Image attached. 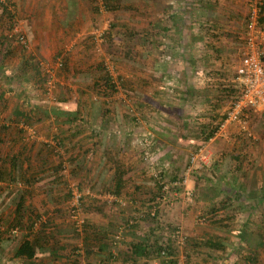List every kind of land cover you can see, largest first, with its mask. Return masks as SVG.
I'll use <instances>...</instances> for the list:
<instances>
[{
	"label": "rangeland",
	"instance_id": "1",
	"mask_svg": "<svg viewBox=\"0 0 264 264\" xmlns=\"http://www.w3.org/2000/svg\"><path fill=\"white\" fill-rule=\"evenodd\" d=\"M0 1H6L8 9H12L14 12L16 23H18L14 26V31L16 29L18 33L22 32L21 35L28 44L27 51H20V53H26L25 55L31 53L34 56L29 71L26 73L25 70L22 71L23 66L19 54L3 56L8 47L7 40L0 45V113L3 112L5 115L8 113L12 116V105L21 104L23 99L22 109L30 111L29 113L32 112L29 120L32 122L31 126L36 128L37 133L34 139L31 138L32 140L30 139L27 142L26 148H30L29 152H31L39 146L35 143L41 141L45 150L43 157L52 158L51 163L53 164H57L59 161L63 162V165L66 166V172L61 175L64 178L60 176L59 183L65 181L63 182L65 186H62L63 190L60 187V192H68L69 183L81 184L79 189L83 197H80L79 200L81 204L80 213L85 222L88 221V213L98 214L100 210L102 213L103 211L105 213L111 211L124 213L127 215V219L131 217L138 219L137 223L130 219L128 225L139 223L138 225L148 226L150 223L156 234L161 237L159 239L161 243L167 241L169 237L174 240L173 235H176L175 228L177 227L180 231L179 235L183 234L186 237V240L182 243H176L175 240L173 242L177 251L172 259H177L178 264H249L244 258L249 250L245 247L246 242L240 241L238 233L243 224L248 222L246 226L248 230L256 231L261 226L264 234V199L260 203L259 198L256 197L263 190L264 185V110H248L245 123L232 122L227 124L218 132L220 136H216L217 140L220 138H223V140L216 144H210L208 139H203L204 134L201 131V135L199 130L201 127L198 128L199 125L194 123V115L191 114L194 109L201 108V106L196 102L198 99H195L192 90H190L191 95L184 94V90L187 88L182 85V78L187 77V81L190 80L196 84L197 89H199L198 92L202 94L205 93L204 87L209 88L214 80L211 82L212 79L208 80V76H204V73L194 72L197 69H192L190 63H186L187 67H185L191 71L183 77L181 72L176 73L173 69L172 59L168 58L170 51H165L163 43L152 46L149 37L146 38L148 41L145 42L143 39V42H141L139 36L130 38V35L126 33L127 29H124V25L138 31V29L145 27L150 16L143 17L145 21L142 26L138 20L136 21V14L132 10H120L113 12L114 14H108L100 5V16L97 18L102 20L101 22L96 25H88L82 22L83 24L79 27V30H76V25L67 28L62 27L59 23L57 32L52 36L49 32L46 33L47 29L44 25L39 27L40 24L37 23L42 22V19L49 22V15H53L51 10L48 11L47 8L40 13L38 12L37 8L41 7V0ZM46 1H54L59 5L73 0ZM122 1L125 4L134 3L135 5L138 0ZM141 1L139 0V2ZM66 5L64 3L63 8ZM84 10L81 9L80 13H85ZM63 11L56 12V18L59 19V16L71 12ZM104 15L108 16L104 17ZM32 17L38 18H33L35 19L33 21L35 25H32L34 36L30 38L24 35L19 26L21 24L25 26V20L30 21ZM70 17L72 16H66V18ZM18 18L23 19L24 22L17 20ZM56 18L50 23L57 21ZM109 21L116 25L112 30L109 27ZM52 28L55 27H50V29ZM60 29L61 31L58 33ZM109 29L113 31L116 43L125 38L130 39L135 47L136 58L139 57L136 62L121 59L118 56L119 54L113 55L107 48L109 43L105 40V34ZM1 30L3 29L0 27V33L4 32V30ZM43 31L45 33H41ZM1 35L3 36V33ZM162 39L164 40L163 37ZM142 55L147 57L144 58ZM64 57H68L67 59L72 60L74 63L66 62L68 69L74 68L75 74L67 73L68 69H63L57 63L63 62ZM187 59L191 61V58L187 57ZM152 60L154 61L153 64H151ZM99 63H102L104 71L109 72L112 80L118 83L117 85L121 86V83L127 81L126 88L118 87L115 94L103 92L100 85L93 88L92 85L96 83L98 76L104 74L103 71L98 70L99 66L97 65ZM163 64H165L164 68H162ZM151 66L156 70H160L156 74L157 76L151 74L153 72ZM36 69L40 70V75H35ZM28 77L31 80H28ZM119 81L122 82L119 84ZM154 87H158L159 92L154 91ZM81 99H83V102ZM75 103H78V106H75ZM86 104H91V108L85 106ZM229 104L225 103L222 107H219V112L216 115L217 121L224 116ZM69 106L78 110L82 109L79 110L78 119L75 121L76 124H81L82 131L100 129L101 133L106 134L111 131L110 122V124L105 122L101 125V121L93 118V116L102 117L101 114L105 108L109 109L110 115L108 116L113 118L117 115H120V117L125 115L126 122L124 125L121 123L122 126L116 127L119 132L121 131V136L116 139H106V141L113 147L114 151L108 156L125 163L124 166L130 175V179L134 181L130 183V188L140 187L135 190V192L137 191L134 194L135 196L131 195L132 191H130L129 194L117 198V202L114 203H110L113 197H91L90 195L96 192L95 188L98 189L97 185L89 186L91 184L86 183L85 180L81 178L74 179L70 176L72 175L70 169L73 165L69 160V155H73V153L69 151L66 153L64 149L60 148V155L56 156L54 149L49 150L48 144H54L55 139L52 136L44 138L42 136L44 134L43 130L52 134L61 132V136H64L63 134L71 135L75 124H73L74 126L71 125L72 127H63V124L60 123L62 120L56 124L52 115H45L46 113L43 115L41 111L48 110L51 107L68 109ZM65 109L63 110L65 111ZM33 111H36L35 114H33ZM88 113H91V116ZM131 117L140 119L139 123H135ZM91 118L93 122L88 124V119ZM6 119L8 118L6 117ZM114 120L116 119L114 118ZM42 122L46 126L45 128ZM11 125L9 123L7 125L9 127L4 131L0 129V133H4L7 137L11 132L16 133V124L12 123ZM223 131H227L225 133L226 137ZM248 133L253 137L251 141L248 140L251 138ZM192 134L197 135L192 136L194 141L188 147L187 142L190 143L192 140L190 139ZM183 136H185V139ZM8 139L4 140L3 145H0V149H4L3 154L9 153L10 148L8 150L7 148L10 147L12 140L10 139V143L7 144ZM129 145L132 147L131 149ZM98 148L97 154L99 155L102 148L101 144ZM116 148L120 150L115 152ZM198 148L202 149V155H199L196 161L198 164L193 168L194 170L192 169L189 179L184 185L179 186L176 184L178 186H173L175 184L172 183L171 175L176 173L179 179L182 178L188 164L189 155L195 154ZM237 154L242 155L239 161L233 159V156ZM96 155L92 156L91 162H96L98 156ZM200 156H202L204 162L200 160ZM90 157L88 156L87 160H90ZM31 158L28 159L34 163L41 159L36 150ZM238 163L241 168L237 171L235 165ZM79 173L84 172L80 171L77 174ZM57 178H59V174L56 178L50 175L48 181ZM39 180L40 178L37 182ZM161 182L167 183V188L160 189V195L153 197V194L157 193V184L160 185ZM231 183L237 186L243 185L244 187L241 190L238 186L233 193L239 194L238 199L233 196L226 198L227 194H231ZM220 187L224 190L228 189L226 195L220 192ZM104 189L107 190V185ZM238 189L240 190L239 193L237 192ZM187 192L190 193L189 197H187ZM39 194L41 192H37V195ZM63 195V208H53V210L62 209V213L68 218V211L72 207L73 198L66 197V193ZM16 200L17 197H0V208L3 211H15ZM38 203L39 200H37ZM29 206H31V203L28 206L26 205L23 212L24 222L30 221L28 216L32 212H30ZM101 206L104 207L101 208ZM154 214L155 216L152 217ZM68 222L72 225L70 220ZM4 224L6 223H0L2 230L5 228L7 230L12 229L7 228ZM119 225L126 228V225L122 223ZM13 230L16 231L15 228ZM11 235L14 237L11 238L10 248L5 250L7 252H2L3 255L1 253L0 264H4L8 260L7 258L12 255V250H10L13 249L12 243L20 238L17 233ZM1 236L4 238L7 235L1 234ZM211 238L221 239L225 243L226 250H213L202 244L206 239ZM193 240L200 242V244L194 246ZM254 252L258 264H264V240L262 246L255 249ZM13 264L22 263L13 262Z\"/></svg>",
	"mask_w": 264,
	"mask_h": 264
},
{
	"label": "crops",
	"instance_id": "2",
	"mask_svg": "<svg viewBox=\"0 0 264 264\" xmlns=\"http://www.w3.org/2000/svg\"><path fill=\"white\" fill-rule=\"evenodd\" d=\"M64 3L67 4L65 8H63ZM64 3L59 4L60 7H58L59 5L54 1L48 2L46 0H41V7L37 8L38 12L40 13L47 8V10H51V13L53 14L49 15V22L46 19H42L43 21L40 20L42 22H37L40 24L38 25L39 27H42L43 25L46 27V33L49 32L53 36V34L57 32L59 23H61L60 25L62 27L67 28L76 25V30H79V27L83 23L88 25H96L98 22L102 21L97 18L100 16V5H102V0H73L69 1L68 3L67 1ZM92 5L97 6V12H93L91 9ZM81 9H85V13H80ZM34 10L36 9L34 8ZM60 10H67V12H71L70 14L65 13L64 16H59L58 19L56 18L55 14ZM105 11V13L114 14L113 12H108L107 10ZM118 11L120 10L115 12ZM133 12L136 14V21L138 20L142 26V23L145 21V19L142 17L143 13H145L144 15L150 16L148 20L152 22L153 26L154 24L156 25L151 27L152 29L150 30V33L146 35V32H143V27L138 29L139 35L137 34L135 37L139 36L141 42H143L142 39L149 37V41L152 46H157L159 43H163L165 51H170L168 58L170 57L172 59L171 63L174 65L173 69L176 73L181 72L183 77L187 76L188 72L191 70L186 68V63H190V67L192 69H197L194 72L204 73V76H208V80L212 79L210 80L211 82L214 80V83H211L212 85L209 88L206 89L204 87L205 93L202 94L198 92L199 89H197L196 84L190 80L187 81V77L182 78V85L184 88H187L184 90V94L191 95L190 90H192L195 99H198L196 102L201 106V108L194 109V112L191 114L194 115V123L199 125L198 128L201 127L199 129L200 133L202 131L204 136H206L209 130L213 129L220 120L219 119L217 121L216 119V115L220 109L219 107H222L225 103H230L235 99L236 96H239V83L236 80V67L240 63L242 50L241 35L244 29V23L247 14L245 1L142 0L139 2L138 0L136 1L135 5L133 3ZM69 15L72 17L66 18V16ZM86 15H88L89 18L86 17ZM106 16L108 15H104V17ZM33 18L36 19L38 17H32L30 21L25 20L26 25L23 26V24H21L19 26V28L22 29L24 35L30 38H33L34 36L32 25H35V23H33L35 19ZM55 18L57 21L55 20L51 24L50 22ZM17 20L22 21L23 19L20 20L18 18ZM27 22L29 23L27 24ZM262 25L264 26V22ZM52 26L56 29H50ZM59 31H61V29L58 30V33ZM41 33L45 32L43 31ZM187 57L191 58V61H189ZM68 63L74 64L72 60L69 61V59ZM150 68L153 71L151 73L153 75L158 74L160 71L158 69H154L152 66ZM74 71V68L71 67L67 70V73L73 74ZM163 72L165 71L163 70ZM232 88L234 89L231 91ZM156 90L159 92L158 87H154V91ZM81 100L83 102V99ZM21 102L23 103V99ZM22 103H16L15 105H12L13 108L11 110L15 108L14 106L20 110H23V106H21L23 105ZM74 105L78 106V103H75ZM85 106L91 108V104H86ZM62 109L65 108L62 107ZM50 110L51 108H49V111ZM65 110L75 111L78 109L69 106L68 109ZM88 114L91 116V113ZM0 116L3 120L5 117H10V114L7 113V115H5V113L1 112ZM123 116H114L116 120H114L112 116H105L102 118L100 116H93L94 119L102 122L101 125H103L105 122L111 123V131H108V135L104 132L101 133L100 129H91L88 131L80 130L78 133L73 135L63 134L67 143L66 146L69 147V152L73 153L74 156V161H72V175L70 176L74 179L81 178L85 180L86 183L91 184L89 186L97 185L98 189L95 188L97 193H92V195H90L91 197H111L109 192H107V190L104 188L111 182V177L115 170V163L113 162L114 159L108 156L114 151L113 147L107 143L106 139H116L117 137L121 136V131L119 132L116 127L118 128L120 127L121 123L124 125L126 122L125 115ZM64 119V117L58 119L56 118L57 122L62 120L60 123L63 124V127L66 126ZM131 119L135 123H139L140 121V119L137 117H131ZM91 122H93V119H88V124H91ZM11 124L12 123H10V125ZM45 127L46 126L44 125V128ZM93 130L99 131L98 136L93 135ZM19 131L20 128L17 127L16 133L11 132V134H8L9 139L4 133H0V138L2 139V141L0 140V145H3L6 139H8L7 144L10 143V139L12 140L10 147L7 148V150L10 148V150H8L9 153L3 154L4 149H0V158H4H2L3 161L0 159V197H17L18 200V198L23 194L25 197V202L31 203L32 207H36L37 211L35 212L40 213V217L42 218V222H40L39 225L37 224L33 227V233L31 234H35L37 231H39V234L42 237L44 236V240H46V242L44 240L42 242L40 241L42 252H37V257L35 259L27 260L15 258L14 251L20 241L24 237L31 239L33 235H31L30 232L28 233V231L25 229H16V231L9 229L8 231L5 228L3 234H6L7 236L4 238L1 236L0 238V257H2V252H7L5 250L10 248L9 244L12 240L11 238L14 237L11 234L17 233L20 238L16 239L17 242L15 241L12 243L13 249H10L12 250V255L7 258L8 260H6V264H13V262H21L22 264H72L70 259L66 260V258L63 256L54 258L49 255V250H53L59 245H64L63 247L65 250L61 251V253L64 254L72 247L83 246L82 234H78L73 231L71 227L72 225H70L68 222V218H66V216L62 213V209L53 210V208H63V194H65L66 191L60 192V187L63 190L62 186H65L63 185V182L65 181L59 183V178L56 180L53 179V181H48L50 175L51 177L53 176V178L55 176L57 177V174L53 172L54 164L51 163L52 158H48L47 156L43 157L45 150L41 141L39 143H35L36 145H39L37 149H33V151L29 152L30 148H26L28 144L23 141L24 131ZM43 131L44 134L42 136L44 138L52 135L51 132H45V130ZM62 132L64 131L62 130ZM225 133H227V131L224 132V136L226 137ZM197 134H195V136ZM219 134L220 133H214L212 137L208 138L209 143L216 144L217 142L219 143L221 140H223V138L218 140L216 139L217 135L220 136ZM190 136V139L192 140L190 143L187 142L188 147L191 146L192 141H194V138L192 137L194 134ZM183 138L185 139V136H183ZM100 144L103 149H100L101 152L98 155L97 151ZM129 148L131 149L132 147L129 145ZM35 150L41 159L34 163L30 159H32L31 156L34 154ZM119 150V148H116L115 152H118ZM93 155L97 156L96 162H91ZM88 156H91L90 160H87ZM13 157L16 158V164L14 168L10 165L9 161ZM29 157L30 159H28ZM4 161L6 163H3ZM28 161L31 164H28ZM124 164L125 163L120 162L121 167L126 169ZM80 171L84 173L77 174ZM28 177L34 178L27 181ZM125 177H130L128 172L125 174ZM38 178H40V180L37 182ZM66 180H68V178H66ZM132 182L134 181H129L128 187L126 188V192H128V194L130 191H133V187L130 188V183ZM100 183L102 184L100 185ZM38 187L40 188L39 190ZM37 192H41V194L37 195ZM126 192H123L122 195L124 196L127 194ZM6 200L7 199L5 198V201ZM37 200H39L38 204ZM102 207L104 206H101V208ZM13 216L14 211H3L0 208V223H6L7 220H12ZM126 216L127 215L124 213L114 211L108 213L103 211L102 213L100 210L98 214L88 213L87 220L89 222V226L91 227L90 230H94L99 236L100 233L102 234V239H100L99 243L100 246L103 245L105 248L99 249L98 244L94 242L95 245L93 244L92 246L93 252L90 254L89 258L86 259L87 261L92 262L93 264H161L160 261L162 262V258L160 259L154 256H135L132 254V246L134 244L141 243L142 245L146 246L147 249H149L148 246L152 244V241H158V239L161 237L156 234L150 223L148 226L138 225L139 223L135 226L128 225ZM121 223L126 225V228L120 226L119 224ZM4 225L8 227L7 223Z\"/></svg>",
	"mask_w": 264,
	"mask_h": 264
},
{
	"label": "trees",
	"instance_id": "3",
	"mask_svg": "<svg viewBox=\"0 0 264 264\" xmlns=\"http://www.w3.org/2000/svg\"><path fill=\"white\" fill-rule=\"evenodd\" d=\"M127 2V1H126ZM102 6L105 10H107L108 12H115L117 10H132L133 11V4H125L123 3L122 0H102ZM0 7H1V13H0V26L3 28L4 32H3V36H0V45L4 44V41L7 40V49L6 51L3 53V56H11V55H17L19 54L20 56V60L22 61V71L24 72H28L29 71V67L31 64V60L34 59V56L31 53H27V55L21 54L20 51H27L25 48V41L22 42L20 39V36H22V32L18 33L14 31V26L17 25L15 17H14V12L12 11V9H8L6 1L2 2L0 1ZM91 9L93 10V12H97V6L96 5H92ZM263 13V15H262ZM145 13L142 14V17H148L149 15H144ZM260 22L261 24L264 22V3L262 6V11H261V17H260ZM115 24H113L112 22L109 24L110 29L112 30V28H115ZM154 26H156L154 24ZM152 25V22L150 20H148L147 24L145 25L143 32L145 31V35L150 33V30L152 29L151 27H154ZM130 28V27H129ZM128 27H126V25H124V29L126 30V33L128 35H130V38H132L133 36L137 35L139 33V31H135L134 29H129ZM109 29V31H107V33L105 34V40L107 43H109V46L107 47L112 53L113 55H117L119 54V58L121 59H125L127 61L130 62H136L137 58L135 55V47L134 45H132L130 39H123L120 40L119 43H116L114 36H113V31H111ZM13 33V34H12ZM139 35V34H138ZM144 36V35H143ZM144 42L147 41L148 39L144 38L143 39ZM3 42V43H2ZM114 48V49H112ZM119 48V50H118ZM112 49V50H111ZM147 55V54H146ZM142 57H147L145 55H142ZM65 59H62L63 62H61V67H63V69L67 70L68 66L67 63L68 62V57H64ZM264 58V57H263ZM153 60L151 62V64H153ZM163 64V67L164 68ZM97 66H99L98 70H101L104 72V74L99 75L98 79L96 80V83H94V85H92V87H96L97 85L101 86V89L103 92H109L110 94H115L117 92V88H126V83H121V86L117 85L118 83H116L114 80H112L111 75L109 74V72L104 71V66L102 65V63H99ZM35 75H40L41 72L39 69L35 70ZM34 75V76H35ZM34 78V77H31ZM28 80H31L30 77H28ZM122 81H119V84ZM234 88L231 89V91ZM238 96L235 97V99ZM39 109V106H38ZM32 110V109H30ZM30 111H24V110H20L19 108H14L12 110V116L10 115V117H8V119H6V117L3 119L5 122H10V123H15L16 127H18V125L20 123H23L25 126H31L32 122L29 120L30 117L32 116V112L29 113ZM33 111V114H35ZM79 110H73V111H69V110H63L60 107H51V110L49 111L44 109L41 111V113L44 115H52L54 116L53 120L56 122L57 124V120L56 118H62L64 117V122L66 124V126H74L73 124H75V127H73V130L71 132V134H76L81 130V124H76L75 121L77 118V115L79 114ZM102 117H105L110 115L109 114V109L104 110V112L101 114ZM101 117V118H102ZM224 117V116H223ZM223 117L221 119H223ZM39 119H41V117H39ZM75 119V120H74ZM30 121V122H28ZM74 122V123H72ZM9 123H7L8 125ZM219 124V123H218ZM217 125H215V127L211 130H209L208 134L206 136L203 137L204 140H207L208 138L212 137L213 134L215 133L216 129H217ZM4 123L0 124V129L2 131L6 130L9 126H7ZM57 126V125H56ZM71 126V127H72ZM20 128V127H19ZM22 132V129L20 128V131ZM60 133V134H58ZM58 133H53L51 136L53 137V139H55L54 144L52 143V145H50V143L48 144L49 150H53L54 149V153L56 154V156L60 155V148L64 149L65 152L67 153L69 150V147H67V143L65 141V137L61 136V132ZM94 136H98L99 131H92ZM1 140V139H0ZM248 140H252V138H249ZM249 143V142H248ZM53 152V151H52ZM240 156L242 155H235L233 156V159L239 161L240 160ZM2 159V158H0ZM69 160L72 162L74 161V156L73 155H69ZM3 161V160H2ZM10 165L14 168L15 164H16V158H11L10 160ZM113 162L115 163V170L113 172V175L111 177V182L107 185V192H109L110 196L113 197V199L110 201V203H114L117 202V198L121 197L123 192H126V188L128 187V183L129 181H132L130 179V177H125V174L127 173L126 169H123L120 165V161L117 159H114ZM3 163H6L5 161ZM202 165V164H201ZM65 166L63 165L62 161H59L57 164L53 165V172L56 173L57 175L59 174V179H61V175L62 173H60L63 168ZM241 166L240 164H236L235 165V170H240ZM194 170V169H193ZM70 172L72 174V168L70 169ZM61 176V177H60ZM178 175L176 173H174V175H171L172 181L178 180L179 177H177ZM56 177V176H55ZM32 178L34 177H28L27 181L29 179L32 180ZM64 178V177H62ZM235 179L233 180L234 183ZM232 184V189H231V194H227L228 189L224 190L220 187V192L225 193V195L227 196L226 198H229L231 196L235 197L236 199H238L239 194H233L236 191V188H238L237 185ZM243 184V183H242ZM77 186L80 188V184L78 183ZM237 186V187H236ZM162 185L157 184V193H152L154 196H159V191L161 189ZM140 187L139 186H135L133 188V191L131 193V195H134L136 192L135 190H138ZM239 188L242 190L243 185H240ZM237 192L239 193L240 190L238 189ZM128 194V192H126ZM233 194V195H232ZM70 196V191L66 192V197ZM83 197V196H82ZM258 197V201L261 203L262 199H264V185H263V190H261V192L256 196ZM26 205L28 206L29 203L25 202V197L22 194L17 202H16V206H15V211H14V216L12 218V220H7L6 223L8 225L7 228H12V229H25L26 231H28V233L30 232L33 233V227L36 226L37 224H39L40 222H42V218L40 217V213H36L35 211H37L36 207H32L29 206L28 208H30V212H32V214L30 213L28 216V219L30 220L29 222H24V210L26 208ZM28 212V211H27ZM154 215H152V217H154ZM151 217V218H152ZM130 219H133L135 222L137 223L138 219L131 217L129 219H127V221H129ZM137 219V220H136ZM25 223V224H24ZM132 223V225H136ZM247 223L245 222L243 224V226L241 227V229L239 230L238 233V237L240 239V241H245L246 243V248L249 250L247 254H245L244 258L245 260L249 263V264H258V260L257 257L254 255L255 252L254 250L261 247L263 240H264V234H263V230L262 227L259 226L258 230L256 231H250L247 229ZM32 227V229H31ZM73 227V226H72ZM263 227H264V222H263ZM90 226H89V222H85L82 225V230L79 232L76 230L75 227H73V231L75 233L78 234H82V238H83V246L79 247V246H75L72 247L68 250V252L61 253V251L65 250V248L63 247L64 245H59L58 247H56L55 249H51L49 250V255L57 258L60 256H63L66 258V260H71L72 264H80L81 263V259L86 260L89 258L90 254H92L93 249L92 246L95 243L98 244L99 249H103L105 248V246L101 245L100 246V239H102V234L100 233V236L98 235V233H95L94 230H90ZM3 228L0 227V236L1 234H3L5 231L2 230ZM10 229V230H12ZM9 231V230H8ZM99 232V231H98ZM33 235L31 237V239H29L28 237H24L20 243L18 244V246L15 248L14 251V257L15 258H19V259H27V260H31V259H35L37 257V252H42V247H40L41 242L44 240V236L42 237L39 234V231H37V233L35 234H31ZM26 236V235H25ZM28 236V235H27ZM1 238V237H0ZM41 241V242H40ZM46 242V240H44ZM172 241V242H171ZM174 240L173 239H169L166 241H164V243H161L158 239L157 240H153L152 244L148 246L149 249L146 248V246L142 245L141 243L138 244H134L132 246V254L135 256H154L157 258H162V262H160L161 264H177V259H172L177 251V248L174 246L173 244ZM193 245L195 246V244H197L196 246H198L200 244V242H197L195 240H193ZM203 245L207 246L210 249L213 250H218V251H222L226 248L225 243H223V241L221 239H206L203 243ZM239 244V243H238ZM95 245V244H94ZM226 250V249H225ZM161 251H163L165 253V256H161ZM148 252V253H147ZM87 261V260H86ZM92 264V262H91Z\"/></svg>",
	"mask_w": 264,
	"mask_h": 264
},
{
	"label": "built area",
	"instance_id": "4",
	"mask_svg": "<svg viewBox=\"0 0 264 264\" xmlns=\"http://www.w3.org/2000/svg\"><path fill=\"white\" fill-rule=\"evenodd\" d=\"M247 7V14L244 23V29L241 35L242 38V50L240 63L236 67V80L239 83V96L232 100L224 113L223 119L218 121V126L215 133L221 131L223 127L232 122L245 123L247 118V112L250 109L264 110V26L260 22L262 6L264 0H244ZM15 32L16 29H15ZM22 42L26 40L23 36H20ZM25 48H28V44H25ZM59 66L61 65V62ZM0 123L7 124L2 120L0 116ZM23 131V140L28 142L31 138L36 137V128L34 126H25L23 123L18 125ZM248 136L253 138L250 133ZM31 139V140H32ZM202 153V149L198 148L195 154H190L188 157V164L185 167L184 176L174 182L173 186L184 185L189 179V174L192 169L198 164L197 159ZM202 155V154H201ZM200 156V160H202ZM202 162H204L202 160ZM65 166V165H64ZM62 174L66 172V166L61 171ZM178 184V185H176ZM161 189L167 188V183L161 182ZM68 190L70 191V197L73 198L72 207L68 211V219L72 223V226L77 231L82 230V225L85 223L84 217L81 215V204L79 203L82 193L79 187L75 183H69ZM187 192V197H189ZM176 235L174 234V240L176 243H182L186 240V237L180 234L178 228H175ZM177 239H176V238ZM161 256H165V253L161 251ZM80 264H91L89 261L81 260ZM178 264V263H177Z\"/></svg>",
	"mask_w": 264,
	"mask_h": 264
}]
</instances>
